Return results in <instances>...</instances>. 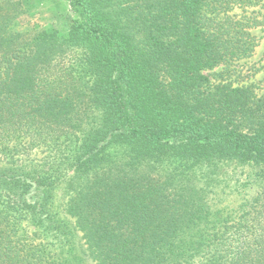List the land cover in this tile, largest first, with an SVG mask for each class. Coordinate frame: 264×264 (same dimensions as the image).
<instances>
[{"label": "trees", "instance_id": "16d2710c", "mask_svg": "<svg viewBox=\"0 0 264 264\" xmlns=\"http://www.w3.org/2000/svg\"><path fill=\"white\" fill-rule=\"evenodd\" d=\"M65 1L0 0V264H264V0Z\"/></svg>", "mask_w": 264, "mask_h": 264}, {"label": "rangeland", "instance_id": "374dc122", "mask_svg": "<svg viewBox=\"0 0 264 264\" xmlns=\"http://www.w3.org/2000/svg\"><path fill=\"white\" fill-rule=\"evenodd\" d=\"M20 3V14L14 29L21 32H35L41 29L55 30L59 34H65L74 15L69 10L65 0H12ZM264 13V8L262 9ZM254 33L259 37L258 45L254 53L237 63L236 71L231 77L235 85H245L252 88L259 96L264 92V28L254 29ZM221 67L208 70L211 73L220 71ZM65 198H56L57 203L63 206ZM74 223V218L66 217ZM81 234L78 233L76 240L83 242Z\"/></svg>", "mask_w": 264, "mask_h": 264}, {"label": "crops", "instance_id": "0c3cea01", "mask_svg": "<svg viewBox=\"0 0 264 264\" xmlns=\"http://www.w3.org/2000/svg\"><path fill=\"white\" fill-rule=\"evenodd\" d=\"M255 51V50H254Z\"/></svg>", "mask_w": 264, "mask_h": 264}]
</instances>
